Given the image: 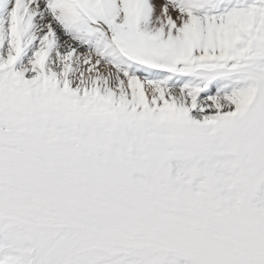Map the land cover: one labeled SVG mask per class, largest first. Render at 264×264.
<instances>
[{"label":"snow or ice","instance_id":"snow-or-ice-1","mask_svg":"<svg viewBox=\"0 0 264 264\" xmlns=\"http://www.w3.org/2000/svg\"><path fill=\"white\" fill-rule=\"evenodd\" d=\"M0 264H264V0H0Z\"/></svg>","mask_w":264,"mask_h":264}]
</instances>
